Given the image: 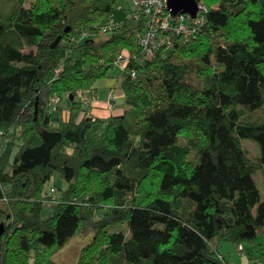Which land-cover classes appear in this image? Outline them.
<instances>
[{
    "label": "trees",
    "instance_id": "16d2710c",
    "mask_svg": "<svg viewBox=\"0 0 264 264\" xmlns=\"http://www.w3.org/2000/svg\"><path fill=\"white\" fill-rule=\"evenodd\" d=\"M25 2L0 15V264H56L80 234L79 264H231L224 241L264 262L261 1L198 0L188 40L135 3ZM150 27L171 44L140 63ZM116 67L123 112L87 113L80 95ZM65 97L69 118L55 124ZM56 172L59 195L45 190Z\"/></svg>",
    "mask_w": 264,
    "mask_h": 264
},
{
    "label": "rangeland",
    "instance_id": "374dc122",
    "mask_svg": "<svg viewBox=\"0 0 264 264\" xmlns=\"http://www.w3.org/2000/svg\"><path fill=\"white\" fill-rule=\"evenodd\" d=\"M31 1L32 0H26L25 5L29 6L31 4ZM119 1L122 4H124L125 6L132 7L134 4L132 0H119ZM260 1H261V7L264 11V0H260ZM12 2H13V0H0V15L1 16H5L10 11V9L12 7V4H11ZM2 18H4V17H2ZM111 74H112V76L108 77L106 79H109V78L118 79L119 78L118 76L120 74V68L116 67L115 70L112 71ZM80 97H81V100H86V97L84 96L83 93L80 95ZM120 99L119 100L123 101V103H124L123 98H120ZM53 102H54V100H53ZM63 102H64V105L69 106V100L67 97L63 98ZM104 102H105V105L110 110H114L116 108V101L114 99L108 98ZM88 104H89V102L88 103L85 102V108H86L85 111L89 114H92V112H90V110L88 109ZM116 112H118V111H116ZM252 113L256 116H261L263 114V112L261 110H256V111H253ZM249 114H250V112L247 113V115H249ZM60 117H61V114H59V119H55V124H57V122L61 121ZM243 146L246 148L248 154L252 158L258 159L260 157V154H261L260 147L255 141L250 140V139H244L243 140ZM256 178H257V181H258L259 185L261 186V188L263 190V194H264V169L259 170L256 173ZM67 186H68L67 180H65L59 172H56L54 174V176L52 177V179L46 184L45 190L51 193L52 187H56L58 189L57 194L59 195L61 192V189H65ZM52 202L57 204V202L54 200ZM115 229H118V226L117 227H111L110 231L115 230ZM121 229L126 230V227L121 226ZM87 239H88V237H86L84 234H80V235L73 237L69 241V243H67V245H65L62 249H60L57 253H55V255L53 257L55 260V263L56 264H79V258H80L81 250H82L83 245L85 244L84 242H86ZM222 244H224V250H222V248H221ZM222 244L220 245V250H222V252L225 253V255L232 262V264H235L234 262H235V260H238V258H240V259L243 258V255L239 251L238 245L236 243L231 242V241H224V243H222ZM232 258H233V260H232Z\"/></svg>",
    "mask_w": 264,
    "mask_h": 264
},
{
    "label": "built area",
    "instance_id": "2783aa9c",
    "mask_svg": "<svg viewBox=\"0 0 264 264\" xmlns=\"http://www.w3.org/2000/svg\"><path fill=\"white\" fill-rule=\"evenodd\" d=\"M135 5L143 11L147 15H151L154 20L157 21L158 26L164 30H171L176 34L183 35V37L188 40L191 36H194V33L197 31L198 26L203 23V19L198 15L199 11L204 9V5L199 3V11L194 18V23L191 24L183 14H178L179 19L178 22H172L170 19L171 11L168 8V0H134ZM141 43L144 46L145 53L144 58L140 59V63H142L145 59H152L155 56L156 50L160 44L167 45L171 44L170 38L164 39L158 37V28L150 27L147 32L141 35ZM132 74L136 75V71L132 70ZM60 98H54V102H59ZM2 144V139L0 136V146ZM53 191H56L53 188ZM240 250L242 254L245 255L244 246L240 245ZM256 264H264L263 261H259Z\"/></svg>",
    "mask_w": 264,
    "mask_h": 264
},
{
    "label": "crops",
    "instance_id": "0c3cea01",
    "mask_svg": "<svg viewBox=\"0 0 264 264\" xmlns=\"http://www.w3.org/2000/svg\"><path fill=\"white\" fill-rule=\"evenodd\" d=\"M117 85H118V79L109 78L99 81L95 89L87 90L84 96L89 101L88 109L90 110V112H92L94 115L101 117L102 119H108L112 115L121 114L124 110V104L123 101H120L121 100L120 98H123L124 100V92L120 88H118ZM108 98L114 99L116 101V108L114 110H110L105 105L104 101ZM62 106H63L62 109H59L54 113L53 118H59V114H61L60 118L65 121L68 120L69 118L70 107L64 105V102ZM60 122H57V124H60ZM55 207L56 204L54 202L46 204L44 209V216L49 217L53 215L55 212ZM221 248L222 250H224V244H222ZM223 254L225 255V253ZM230 263L232 264L231 261ZM234 263L251 264V261L248 259L247 256L243 255L242 259L238 258V260H235Z\"/></svg>",
    "mask_w": 264,
    "mask_h": 264
},
{
    "label": "water",
    "instance_id": "95a60500",
    "mask_svg": "<svg viewBox=\"0 0 264 264\" xmlns=\"http://www.w3.org/2000/svg\"><path fill=\"white\" fill-rule=\"evenodd\" d=\"M168 8L172 14L178 15L181 13H189L192 17H195L199 11L198 0H168ZM60 37L54 42L56 45ZM4 232V224L0 226V238Z\"/></svg>",
    "mask_w": 264,
    "mask_h": 264
},
{
    "label": "bare ground",
    "instance_id": "6f19581e",
    "mask_svg": "<svg viewBox=\"0 0 264 264\" xmlns=\"http://www.w3.org/2000/svg\"><path fill=\"white\" fill-rule=\"evenodd\" d=\"M181 14L185 15V16L188 17V18H191V17L189 16V13H181ZM178 16H179V15H178Z\"/></svg>",
    "mask_w": 264,
    "mask_h": 264
}]
</instances>
